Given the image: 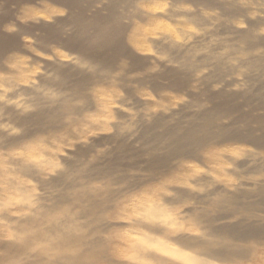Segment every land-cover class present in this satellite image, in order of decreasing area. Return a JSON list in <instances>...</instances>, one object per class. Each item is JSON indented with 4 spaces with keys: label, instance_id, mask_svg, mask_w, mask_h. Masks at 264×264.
Returning <instances> with one entry per match:
<instances>
[{
    "label": "rangeland",
    "instance_id": "rangeland-1",
    "mask_svg": "<svg viewBox=\"0 0 264 264\" xmlns=\"http://www.w3.org/2000/svg\"><path fill=\"white\" fill-rule=\"evenodd\" d=\"M62 5L0 0V37L18 38L0 58V233L11 221L20 227L0 244L34 239L29 253L39 256L0 264L82 257L83 246L70 240L81 234L100 239L95 251L108 260L97 264H264V148L243 140L219 146L215 138L194 153L170 156L173 132L208 121L204 114L218 108L229 111L214 118L213 129L261 136L264 0ZM111 8L127 55L109 65L65 42L45 51L37 40L40 23L61 26L67 38L77 32L67 22L72 15L90 18ZM82 79L80 94L73 85ZM162 158L168 161L156 172L151 164ZM55 224L62 229L53 231ZM204 243L211 252L231 243L244 253L204 257ZM86 257L92 259L83 263Z\"/></svg>",
    "mask_w": 264,
    "mask_h": 264
},
{
    "label": "bare ground",
    "instance_id": "bare-ground-1",
    "mask_svg": "<svg viewBox=\"0 0 264 264\" xmlns=\"http://www.w3.org/2000/svg\"><path fill=\"white\" fill-rule=\"evenodd\" d=\"M25 1H33V0H25ZM53 2H57V3H62L63 5L65 4V6L69 7V8H73L74 6L79 5V1L80 0H52ZM21 2V1H18ZM35 2V0H34ZM41 3V2H40ZM37 4V3H36ZM62 5V6H63ZM25 6V5H24ZM44 6V5H43ZM79 8V6H78ZM80 9V8H79ZM80 11V10H79ZM117 12L114 11L113 8L110 9V11L106 14H94L92 17L88 18V17H84L83 15H77L74 16L72 15V17L70 19H67L68 23L74 24L75 26H77V32L68 35L67 38H62V27L59 25H54V24H49L46 22L40 23L36 29H39L41 31V33L37 36V40L40 42V45H42V48L47 51L49 49L48 45L49 44H53V43H60V42H65L66 46L69 48H77V50L84 56H94L97 61L100 63V65L102 66H106L109 65L110 63H112L117 57L126 54L125 53V46L124 43L121 41V34L123 32V27L121 26L120 22H119V16L116 14ZM66 19V18H65ZM62 20V19H61ZM56 23V22H55ZM91 30H93V32H91ZM30 32V31H28ZM249 34L246 35V38L248 37ZM165 39V38H164ZM18 44V38L15 35H10V36H1L0 37V58H3V56L5 54H7L8 52L13 51L16 46ZM169 44V43H168ZM93 48L92 52H87V50L89 49V47ZM53 46V45H52ZM103 50H105V52H103ZM127 55V54H126ZM132 56V55H131ZM255 61V60H254ZM255 64V63H254ZM113 65V64H112ZM257 65H259L257 63ZM52 69V68H51ZM53 71L56 72L57 75H59V78L64 80L65 78H67V74L65 73L64 70H61L60 67L53 65ZM56 77V76H55ZM84 79L77 81L74 85H73V89L76 90L77 93H82V89L84 86ZM72 84H70L69 86H71ZM72 88V87H71ZM4 105V104H3ZM229 108L228 107H223V108H218L215 109L214 111L211 112H207L205 113V118L208 119V121L202 123V124H193L190 126H184L182 125V127L179 130H175L173 132V137H171L172 144L170 146V156L171 155H176V156H182L188 153H194L193 150H195L196 147H203L206 145H209V143L212 144V139H219L216 143L220 144L219 146H221L222 143H224L225 141H231V140H243L252 144H255L256 146L260 147V148H264V125L260 123V130L262 131L261 136H254L253 132L248 131L245 134H242L244 132H237V133H229L228 131H226L224 128H220V129H213L212 128V123L215 121L214 118L216 116L220 117L222 113L224 112H228ZM10 112V111H9ZM8 112V113H9ZM220 115V116H219ZM204 118V117H203ZM220 119V118H218ZM214 120V121H213ZM242 121V120H241ZM163 122V121H160ZM202 122V121H200ZM159 123V122H158ZM217 123V122H216ZM162 124V123H161ZM160 124V125H161ZM219 124V123H217ZM247 124V123H246ZM215 125V122H214ZM220 126V125H219ZM229 128L227 127V130ZM231 129V127H230ZM229 129V130H230ZM155 131V130H154ZM153 132V130H152ZM156 132V131H155ZM171 132V134H172ZM151 133V132H150ZM154 133V132H153ZM167 133V132H166ZM152 134V133H151ZM156 134V133H154ZM160 135V133L158 134ZM170 135V134H169ZM162 138V136H158L156 140V142L158 140H160L159 138ZM165 137V136H164ZM163 139V138H162ZM165 139V138H164ZM211 140V141H210ZM165 141V140H164ZM158 142H163V140H160ZM171 142V141H170ZM214 142V140H213ZM237 142V141H236ZM166 143V141H165ZM165 143H163L164 145H166ZM157 147V144L156 146ZM159 147V145H158ZM157 147V148H158ZM166 147V146H165ZM155 148V149H157ZM160 148V147H159ZM159 148L157 150H159ZM169 149V146H168ZM167 149V150H168ZM156 150V151H157ZM154 152V151H153ZM196 153V152H195ZM167 155V154H166ZM192 155V154H190ZM190 155L188 157H190ZM193 156V155H192ZM166 157V156H165ZM186 157V156H185ZM168 158V156H167ZM167 158H162L154 161L152 165V169H154L155 171L161 167L162 164L166 163L168 161ZM179 158V157H178ZM177 158V159H178ZM181 158V157H180ZM249 158V157H248ZM184 160V159H183ZM248 160V159H247ZM247 160L244 162H241L239 164V166L241 165H245L247 163ZM251 161V160H250ZM249 161V162H250ZM256 162V161H255ZM258 164V163H257ZM236 165V163H235ZM166 166V165H165ZM25 167V166H22ZM244 167V166H243ZM260 167V166H259ZM26 168V167H25ZM257 168V167H256ZM23 169V168H22ZM38 169V168H37ZM151 169V170H152ZM261 169V168H260ZM24 171H26L25 169H23ZM23 171V172H24ZM105 171V170H104ZM103 171V173H104ZM153 171V170H152ZM253 171V170H252ZM255 171V170H254ZM260 171V170H259ZM157 172V171H156ZM262 172V170H261ZM25 174H27L26 172H24ZM30 173V172H29ZM262 176V175H260ZM249 177V176H248ZM257 180V179H256ZM246 181V180H245ZM263 181V180H262ZM250 183V182H249ZM256 183V182H255ZM259 185V183L257 184ZM257 187V186H256ZM260 189V195L262 197V202L264 203V184L261 186ZM219 190V189H218ZM254 190V189H253ZM257 192V190H256ZM259 192V191H258ZM183 193V192H182ZM259 194V193H258ZM245 195V194H244ZM185 195L182 196V198H184ZM240 198V197H239ZM169 199V198H168ZM230 198H225L224 200H230ZM170 200V199H169ZM183 200V199H182ZM232 200V199H231ZM222 201V200H221ZM225 202V201H223ZM230 202V201H229ZM234 202V201H233ZM249 203V202H248ZM255 203V202H254ZM260 202H258L259 204ZM262 203V205H263ZM231 204V203H230ZM251 205V204H250ZM257 205V204H256ZM246 206V204L244 205ZM249 206V205H248ZM247 206V207H248ZM221 207V206H220ZM246 207V208H247ZM43 209V208H42ZM250 209V208H248ZM240 210V209H239ZM37 217V216H36ZM32 218V216H31ZM211 219V218H210ZM25 221V220H24ZM12 222V221H11ZM10 222V224H11ZM27 223V221H25ZM13 223V222H12ZM29 223V222H28ZM9 225V229H5L4 231H2V233H0V236H5L8 235L10 232L15 231V229H19L20 227L16 226V225ZM34 224V222H33ZM32 224V225H33ZM23 225V224H22ZM21 225V226H22ZM35 225V224H34ZM26 227V225H24ZM52 226V225H51ZM142 226V225H141ZM18 227V228H17ZM61 224L60 225H56L53 226V231H58L59 229H62ZM226 227V226H225ZM251 227V226H250ZM31 228V227H30ZM38 228V226H37ZM42 228L39 226V228L37 229V231ZM229 228V227H228ZM235 228V227H234ZM257 228V226H256ZM152 229V228H151ZM224 229V228H223ZM231 229V228H230ZM248 229V228H247ZM47 230V229H46ZM213 232H218L220 233V230L213 228L212 229ZM225 230V229H224ZM233 230V229H232ZM237 230V229H236ZM18 231V230H16ZM92 231V230H91ZM228 231V230H227ZM235 231V230H234ZM238 231V234H241ZM236 231V232H237ZM243 231V230H241ZM245 231V230H244ZM261 232L264 233V229L260 230ZM26 232V231H25ZM45 232V230H44ZM60 232V231H59ZM85 232V231H84ZM97 232V231H96ZM248 232H250V230H248ZM260 232V233H261ZM41 233V232H40ZM94 233V232H93ZM215 233V234H216ZM235 233V232H234ZM87 234V233H85ZM230 234V233H229ZM236 234V233H235ZM243 234V233H242ZM247 234V233H245ZM243 234V235H245ZM252 233H250L251 235ZM256 234V233H254ZM93 235V234H92ZM231 235V234H230ZM40 236V235H38ZM37 236V237H38ZM82 236V234H81ZM79 237V235L72 236L70 238V240L72 241H78V244L80 245V247H82V257L79 256V258H75L74 257H67L64 259H59L57 258V260L54 262H48L47 264H97L99 262H103V260L107 261L108 257H106L103 252H97L95 251V246H99L100 243V239H91V240H86V238L83 239V237ZM90 236V235H89ZM238 236V235H237ZM241 236V235H240ZM239 236V237H240ZM247 236V235H246ZM252 236V235H251ZM69 237V236H67ZM230 237V236H229ZM29 238V237H28ZM27 238V240H28ZM35 238V237H34ZM39 238V237H38ZM99 238V237H98ZM236 238V237H235ZM245 238V237H244ZM237 239V238H236ZM239 239V238H238ZM234 240V239H233ZM67 241V240H66ZM65 241V242H66ZM69 241V239H68ZM34 239H30L27 243H22V244H8L7 245H1L0 244V252L2 251V253H0V263H4V262H8V260L10 258L16 257V256H29V250L30 247H32L31 245L33 244ZM2 243V241H1ZM4 243V242H3ZM63 243V242H62ZM35 244V243H34ZM186 244V243H185ZM65 245V244H63ZM190 246V245H189ZM213 246V245H212ZM223 246V245H222ZM188 247V245H187ZM97 248V247H96ZM200 248V247H199ZM192 250V249H191ZM202 252L204 257L206 256V254H210V255H216V256H221L222 258L226 257H235V256H239L242 255L244 253V250L242 249H238L236 246L232 245L231 243L226 246H223L222 248H220L218 251L216 252H211V250H208V244L205 245V243L202 246ZM42 251H40L41 253ZM81 252V251H80ZM32 253V252H31ZM37 257L38 253L35 252ZM30 254L31 257L33 254ZM102 253V254H101ZM69 256V255H68ZM85 256H90L92 257V259L90 260L88 257H86L88 260H90L89 263H83L82 258ZM105 256V257H104ZM197 256V254H196ZM30 257V256H29ZM162 257V256H161ZM198 257V256H197ZM203 257V258H204ZM199 258H202L201 255ZM41 259H37L35 261L34 260H30V261H26V263L24 264H35L37 261H41L43 262L44 260ZM47 260V259H45ZM86 260V259H84ZM87 260V261H88ZM165 260V259H164ZM39 261V262H40ZM49 261V260H47ZM44 261V262H47ZM197 261V260H195ZM43 262V263H44ZM203 262L200 260V263ZM43 263H36V264H43ZM174 263V262H173Z\"/></svg>",
    "mask_w": 264,
    "mask_h": 264
}]
</instances>
